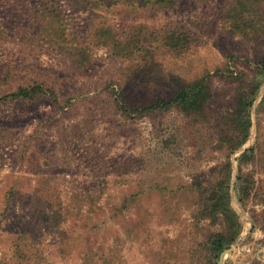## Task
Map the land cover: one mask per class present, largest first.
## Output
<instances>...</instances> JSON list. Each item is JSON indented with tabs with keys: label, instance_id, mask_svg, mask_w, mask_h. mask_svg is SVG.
<instances>
[{
	"label": "rangeland",
	"instance_id": "obj_1",
	"mask_svg": "<svg viewBox=\"0 0 264 264\" xmlns=\"http://www.w3.org/2000/svg\"><path fill=\"white\" fill-rule=\"evenodd\" d=\"M80 1L0 0V72L7 64L21 71L0 95L28 77L60 92V105L0 104V262L14 256L18 229L31 219L40 227L25 247L45 258L41 264H213L204 244L223 228L222 216L204 203L229 153L214 119L177 107L127 116L109 87L144 106L220 69L211 88L227 107L255 75L264 39L233 28L227 12L236 0H180L167 10L139 0ZM174 28L189 33L184 50L162 42ZM145 40L150 52L138 49ZM263 87L244 144L258 137L259 159L243 170L264 189ZM241 148L231 156V196L243 230L222 264H264V230L259 223L252 230L236 200ZM248 207L262 214L264 200L252 198Z\"/></svg>",
	"mask_w": 264,
	"mask_h": 264
},
{
	"label": "trees",
	"instance_id": "obj_2",
	"mask_svg": "<svg viewBox=\"0 0 264 264\" xmlns=\"http://www.w3.org/2000/svg\"><path fill=\"white\" fill-rule=\"evenodd\" d=\"M81 3L80 0H74ZM141 6L145 8H160L163 10L170 9L178 4L180 0H139ZM100 5L103 0H96ZM264 0H236L227 16L233 28L237 32L246 35L254 33L257 37L264 39ZM3 31H0V37ZM162 42L171 48L184 50L191 38L185 30L177 28L163 32L160 36ZM153 44H149L146 40L138 49L151 51ZM232 59L234 55L231 54ZM249 61V60H248ZM78 67L82 66L83 61L75 62ZM250 64L249 62H247ZM7 64L3 71L0 72V86L8 84L15 75H20L21 71H17L16 67ZM229 68V67H228ZM255 75L249 79L248 83L241 85L232 93L231 102L227 107L219 105L215 101L211 88L213 74L222 73L220 69L215 72H208L202 77L195 79L185 85H181L176 92L168 98L156 97L153 101L144 106L133 105L128 98V93L123 89H115L116 106L121 113L127 116L134 114H147L156 111H166L170 108L177 107L184 113L198 118L214 119L218 128V136L221 144L228 143L229 153L226 156V162L223 164V174L218 179L215 187H212L210 194L205 197V211L210 215L222 216L223 228L220 231L212 233L205 241V249L208 254L209 261L213 264H219L221 254L230 248L243 230L242 218L232 205L231 181H232V162L231 156L247 143L253 127L251 109L256 100L261 87L264 85V56L255 61L253 64ZM15 72V73H14ZM227 72L233 78H239L232 71ZM14 73V74H13ZM13 74V75H12ZM224 74V73H223ZM227 74V73H225ZM23 76H32L29 71ZM60 92L51 83L45 80L26 78L16 86V88L8 93L0 95V104L5 102H27L32 103L40 100H47L54 105H60ZM129 99V100H128ZM71 101L66 100L65 106ZM264 111V93L262 100L258 106V112ZM209 120V119H208ZM259 127V121H258ZM2 132V130H1ZM259 132V131H258ZM260 148L259 138L254 145L249 146L236 159L238 161V174L235 181L236 200L240 206L250 213L253 218L254 227L257 223L264 230V209L262 214L250 210L248 202L252 198H261L264 200V189L260 182L256 180L251 173L244 172V166L248 164L257 165L259 159ZM14 189L9 191L13 193ZM42 203V199H38ZM260 216H262L261 219ZM19 227L14 244H16L14 256L8 261H1L0 264H41L45 258L39 255H31V249H26L29 234L31 235L40 227L39 221L35 224L31 219ZM33 224V225H32ZM41 260V262H39ZM91 261L89 260V264ZM94 264V263H92Z\"/></svg>",
	"mask_w": 264,
	"mask_h": 264
},
{
	"label": "water",
	"instance_id": "obj_3",
	"mask_svg": "<svg viewBox=\"0 0 264 264\" xmlns=\"http://www.w3.org/2000/svg\"><path fill=\"white\" fill-rule=\"evenodd\" d=\"M262 92L264 93V87L262 89ZM250 146L249 145H244L242 148H241V151H245L248 147ZM246 218V217H245ZM224 252L221 254V264H222V256H223Z\"/></svg>",
	"mask_w": 264,
	"mask_h": 264
}]
</instances>
